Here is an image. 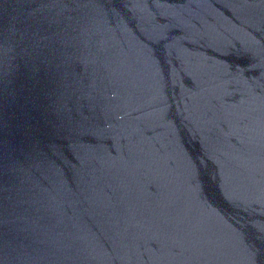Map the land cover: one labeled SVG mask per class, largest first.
I'll return each instance as SVG.
<instances>
[{"label": "water", "instance_id": "obj_1", "mask_svg": "<svg viewBox=\"0 0 264 264\" xmlns=\"http://www.w3.org/2000/svg\"><path fill=\"white\" fill-rule=\"evenodd\" d=\"M0 264H264V0H0Z\"/></svg>", "mask_w": 264, "mask_h": 264}]
</instances>
